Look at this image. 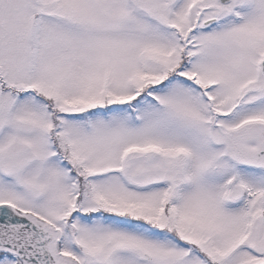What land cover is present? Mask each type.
Here are the masks:
<instances>
[{
	"label": "snow or ice",
	"instance_id": "obj_1",
	"mask_svg": "<svg viewBox=\"0 0 264 264\" xmlns=\"http://www.w3.org/2000/svg\"><path fill=\"white\" fill-rule=\"evenodd\" d=\"M0 264H264V0H0Z\"/></svg>",
	"mask_w": 264,
	"mask_h": 264
}]
</instances>
